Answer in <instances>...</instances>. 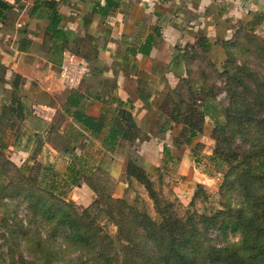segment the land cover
<instances>
[{
	"label": "crops",
	"instance_id": "crops-1",
	"mask_svg": "<svg viewBox=\"0 0 264 264\" xmlns=\"http://www.w3.org/2000/svg\"><path fill=\"white\" fill-rule=\"evenodd\" d=\"M4 1L11 8L0 18V152L19 172L64 162L66 180L93 166L116 178L134 164L154 177L180 166L185 182L196 183L187 159L228 105L198 100L205 131L182 141L178 112L192 104L185 95H199L205 71L225 86L233 62L264 63V0ZM68 51L90 66L76 90L56 77ZM37 104L51 108V121L33 115ZM121 127L135 137L110 146L108 136ZM1 182L7 185L4 176ZM11 193H0V224Z\"/></svg>",
	"mask_w": 264,
	"mask_h": 264
},
{
	"label": "rangeland",
	"instance_id": "rangeland-1",
	"mask_svg": "<svg viewBox=\"0 0 264 264\" xmlns=\"http://www.w3.org/2000/svg\"><path fill=\"white\" fill-rule=\"evenodd\" d=\"M233 63L230 80L237 76L244 86L214 85L223 77L205 71V84L195 88L199 95L187 93L192 104L178 113L179 124L189 117L180 138L185 141L192 129L205 131L198 100L213 97L230 107L229 119L213 122L211 135L187 159L198 179L192 187L180 166L140 178L130 169L127 177L112 178L93 166L80 172L79 186L65 179L64 162L50 169L52 177L41 164L23 167L22 176L0 152V171L12 192L4 200L0 264H168L163 250L171 238L185 255L183 264H264V176L255 171L264 160V63ZM46 183L53 185V198L41 191ZM38 203L55 205V216ZM72 223L87 226L86 238L96 244L76 246L69 237Z\"/></svg>",
	"mask_w": 264,
	"mask_h": 264
},
{
	"label": "trees",
	"instance_id": "trees-1",
	"mask_svg": "<svg viewBox=\"0 0 264 264\" xmlns=\"http://www.w3.org/2000/svg\"><path fill=\"white\" fill-rule=\"evenodd\" d=\"M240 70H246V69H240ZM244 72V71H243ZM242 72V73H243ZM242 73H240V76H241V74ZM234 79H238V80H236V81H233V83H230L228 86H232V84H233V86H244L245 85V83L243 82V79H241V78H239V77H234ZM189 106V105H188ZM187 107V106H186ZM23 105L22 104H18V110L19 111H23ZM229 111H230V107H226L225 108V116H226V118L227 119H229ZM180 112V111H179ZM178 112V113H179ZM181 113V112H180ZM205 116H206V113L204 112H202V114H201V118H202V120L204 121L205 120ZM74 118L77 120V121H79V122H82L84 125H86V126H88L89 128H91V129H93V126H92V124L90 123V120L88 121V120H86L80 113H75V115H74ZM184 118V117H183ZM180 120H182V118H179V114H178V122L180 121ZM184 120H186L183 124L184 125H186L188 122H189V117H185V119ZM132 127H134V124L132 125ZM124 131V129L121 127L120 128V130H116V131H113L111 134H110V136H108V139H107V141L110 143L109 145L110 146H114L115 145V143H116V141L118 140V138H122V139H133L134 137H135V134L132 132V131H130V130H128V132H123ZM198 133H200L199 131H196V130H194V129H192L191 130V132H190V136H191V138L192 137H196L197 136V134ZM132 170V172L136 175V176H138L139 178L140 177H143L142 175L145 173V170H143L142 168H140V167H138L137 165H134V164H131V166L128 168V170ZM129 170V171H130ZM134 170V171H133ZM17 171L19 172V170L17 169ZM46 171L49 173V174H51V177H52V171H50L49 169H46ZM255 171H257L258 172V174L259 175H261V176H264V160L263 159H259L258 160V163L255 165ZM131 172V173H132ZM19 173H22L23 174V172H19ZM71 174H72V177H71V179H70V183L72 184V185H77L78 183H79V178H78V172L76 171V170H71ZM4 175H3V171L1 172L0 171V193L5 189V187H7V185H4V184H2V182H1V178L3 177ZM50 176L47 174L46 176H44V181L46 182V179L48 180V178H49ZM46 178V179H45ZM53 178H54V176H53ZM53 183V185H54V183L55 182H52ZM189 186H194V183H189V182H186ZM46 185V188H48V184L46 183L45 184ZM52 185V186H53ZM52 186H49V188L48 189H45V190H41V191H45L47 194L49 193V196H51L52 198H53V196H54V193L51 191L52 190ZM40 187V186H39ZM9 199H11L10 197L11 196H7ZM8 200V199H7ZM1 206H4V202H1ZM6 205V204H5ZM37 207H40V209L41 208H44V207H48L47 208V210H48V212L50 213H52V215H54L55 216V214H56V212H55V208H56V206L55 205H50V206H45V205H40L39 203H38V205H36V208ZM70 207V206H69ZM4 210H5V206H4ZM58 212L60 213V208H58ZM13 213V212H12ZM41 214H43V215H45V213H41ZM63 215L64 216H62V219H63V221L64 222H66L67 221V217L65 216L66 215V212H64L63 213ZM16 218V219H18L19 218V215H18V213L16 212L14 215H13V218ZM61 221V220H60ZM63 221H61V222H63ZM11 221H10V218L9 219H6L5 220V223H10ZM69 227V226H68ZM82 229H85V232L84 233H82ZM90 229H91V226H90ZM70 234H69V237H70V239H71V241H73L74 243H75V245L76 246H78V247H83L84 245H85V243L88 241L89 242V246L90 245H93V244H96L95 243V238H86V235H87V226H85L84 224H82V223H72V225H70ZM107 237H109V236H107ZM175 241H176V239H174V238H171L170 240H169V242H170V247H168L167 246V250H163V252L167 255V257H168V264H183V262H184V259H185V255L184 254H182V252H181V250L178 248V245L177 244H175ZM162 247H164V246H161V251H162ZM262 247H264V245L262 246ZM260 254H258V256H259ZM257 256V257H258ZM235 261L236 262H239V263H243V262H245L244 260H240L239 258L236 260L235 259Z\"/></svg>",
	"mask_w": 264,
	"mask_h": 264
},
{
	"label": "built area",
	"instance_id": "built-area-1",
	"mask_svg": "<svg viewBox=\"0 0 264 264\" xmlns=\"http://www.w3.org/2000/svg\"><path fill=\"white\" fill-rule=\"evenodd\" d=\"M11 1L14 2V0ZM89 73L90 66L86 58L68 51L64 55L63 62L56 77L63 88L76 90L81 87ZM32 113L44 121H51L54 117L49 106L39 104L33 106Z\"/></svg>",
	"mask_w": 264,
	"mask_h": 264
},
{
	"label": "water",
	"instance_id": "water-1",
	"mask_svg": "<svg viewBox=\"0 0 264 264\" xmlns=\"http://www.w3.org/2000/svg\"><path fill=\"white\" fill-rule=\"evenodd\" d=\"M11 6L6 3L4 0H0V18L3 17V14L9 10Z\"/></svg>",
	"mask_w": 264,
	"mask_h": 264
}]
</instances>
